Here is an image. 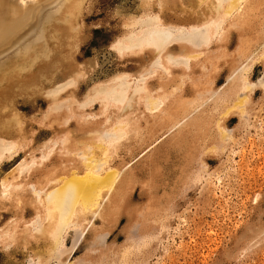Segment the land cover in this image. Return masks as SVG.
<instances>
[{
  "label": "rangeland",
  "instance_id": "1",
  "mask_svg": "<svg viewBox=\"0 0 264 264\" xmlns=\"http://www.w3.org/2000/svg\"><path fill=\"white\" fill-rule=\"evenodd\" d=\"M59 1L61 0H50V2L47 0L43 4L37 5L32 17L34 21L31 20L32 24L29 21L30 26L26 27L24 31L18 32L19 35L16 34L17 37L8 41L6 46H0V66L8 67L3 69L4 73L6 71L4 76L0 74V113L14 110L21 115L20 121L23 123L25 139L26 141L30 140L28 146L39 145L45 138L56 136L67 129L73 132L69 153H60V146L56 145L50 155V161L32 171L31 175L29 174L27 177L13 178L26 185L27 183L39 184L43 182V174L55 165L57 168H55L56 171L52 177L61 173L64 166L66 169L78 166L79 160L75 154L77 146L74 142L80 137H85L84 133H81L87 130L89 125H103L104 115H111L114 119L117 112L104 111L101 113L99 106L93 105L84 112L85 114H96L95 117L91 114L92 118L90 119L85 118L86 125L81 124L83 120L77 121L80 117L77 115L67 123V126H64L61 125L63 116L57 118L53 116V112L50 113L51 115L48 113L47 116H44L49 102L43 94V90L49 87V83L44 84L45 89L39 85L36 90L28 94L21 93L19 83L16 85L14 82L20 80L23 73L28 74L30 68L35 69V72L41 71L44 65L55 58L56 53L58 59L64 60L63 64L72 62L74 67L78 68V63H82L85 72L89 74L88 76L94 77L91 79L93 81L96 77L103 79L104 75L117 70L136 72L143 63V60L141 62L134 58L121 60L113 53L110 55L108 50V43L121 34L122 24L127 14H136L142 11L143 6L139 0H79V12L74 24L75 27L78 26L77 32L70 35V40L63 41V39L65 40L64 29L60 27L57 32L56 30L51 33L49 31L47 35L49 43H54L53 46L49 44L53 48L50 54L44 56L41 54L42 51L39 53L38 49L41 44L38 42L35 45L40 46L35 48L37 59L24 55L23 51L26 52L28 49L29 38L31 37L30 41H33L34 33L37 31L34 28H37L41 22L38 19H41L43 12L46 13L47 10L48 13L52 10L50 13L52 15L57 13L62 6H59L62 3ZM175 2L181 6L178 0L170 1L169 5L166 4L167 9L163 11V15L175 16L180 13L175 10ZM256 2H259L260 5L255 6ZM254 3V10H250L252 13L250 16L253 18L250 17L246 31H242L236 23L233 26H228V51L235 48L240 33L248 36L249 46L264 39V0H254ZM150 5L153 9H158L154 3ZM200 8L203 9L204 5ZM54 9L59 10L53 12ZM48 13L46 15L49 16ZM54 23L57 24V22H51L55 28ZM33 29L34 33L31 32ZM28 32H31V36L28 35ZM36 33L39 35H35L40 37L39 31ZM24 37L25 39H23ZM21 40L23 43L27 41V44L22 45ZM54 41H57L56 45ZM219 43L217 42V44ZM225 43L227 42L224 41L222 45ZM214 45L212 47H215ZM22 46H27V49ZM18 54L19 56H17ZM13 59L17 63L31 61L30 65L34 66H25L22 62V68H25L22 69V72H17L18 70L14 69L10 71L14 64H10ZM101 60L102 62H100ZM201 62L202 59L199 63L191 64L192 71L188 74L185 83L187 90L193 88L194 82L201 84L206 78L204 73L208 69L202 71L199 66ZM228 62H230L229 56L219 58L216 71L211 73L216 78L218 77V84L227 74ZM62 65L60 68H55V73L60 77L62 75L64 77L65 66ZM263 68V65H256L251 74L252 78H257ZM101 69L104 70L103 74H101ZM179 72L181 71H177V74ZM32 75L28 74L30 77ZM43 75V72L40 73V77L45 79L46 77ZM97 78L96 80H98ZM91 80H89L90 82L88 79L79 81L78 88H76L78 96L86 91L84 89L92 83ZM148 80L152 81L153 85L158 83L156 76L150 77ZM62 93L64 94V91ZM170 95L167 96L163 106L152 114L146 113L145 110L143 111V107L139 106H136L134 110L136 114L142 112L141 119L139 116L136 117L141 122L140 130L149 128L154 139L174 127L179 119L191 113L193 109L197 108L199 111L197 110L195 115L187 120L188 122L185 121L182 127L160 139L141 156H139L140 152L153 143L154 139L144 141V143H134V139L129 138L123 141L118 150L115 149L111 152L112 149L109 148V161L112 167L118 170L125 163H131L125 169L128 172L126 173L128 178L126 177V183L122 189L118 192H111L115 197H111V202L104 205L103 218H95V223L91 230L82 237L78 248L76 247L70 254H64V260L67 262L70 261L71 264H264V89L257 90L248 105L243 106L244 108L231 107L228 116H224L230 119V122L224 123L222 120L221 123H218L220 126L223 125L226 137H222L216 130L215 123L217 122H215L214 114L216 115L217 109L207 108L209 110L204 112L202 110L204 106L199 105L201 101L199 98L196 106L193 103L190 104L188 99L193 96L190 90L183 95L185 99L178 105L180 109H177V104L169 99ZM2 106L5 107L3 110ZM230 106L232 105L230 104ZM165 107L168 108L164 109ZM158 112L165 115L163 122L157 116ZM13 118L15 117L13 116ZM203 120L204 122H201ZM144 121L147 122V125ZM130 134L132 133H129V136ZM82 139L91 142L89 139ZM78 146L81 148L80 144ZM125 146L132 147L134 152L132 154L124 152ZM97 150L96 152H99V149ZM16 155L18 156V154ZM17 156L13 161L10 158L0 161L3 173L13 166L18 159ZM110 186L111 184L99 190L97 196L99 202H102L104 197L110 194ZM22 195L19 203H17L14 193L8 199H0V228L7 227L9 224L7 221L10 218L14 220L13 222L16 221L15 224L18 228L15 242L6 249L0 247V264H9L10 262L21 264L36 246H44L42 245L44 243L42 236L31 237L23 229L24 221L33 216L34 210L28 203L30 201L29 194L27 195L26 192ZM72 231L68 228L65 231L66 236L64 233L65 243L68 247L77 236ZM97 235L104 237L100 243L96 242L92 245L91 242Z\"/></svg>",
  "mask_w": 264,
  "mask_h": 264
},
{
  "label": "bare ground",
  "instance_id": "2",
  "mask_svg": "<svg viewBox=\"0 0 264 264\" xmlns=\"http://www.w3.org/2000/svg\"><path fill=\"white\" fill-rule=\"evenodd\" d=\"M45 1L47 0H0L1 47L2 45L3 47L6 46L8 41L13 40L19 35L17 34L18 32L24 31L26 27L32 24L31 20L36 11L35 7L39 4H43ZM48 1L50 2V0ZM139 1H141L143 6L142 11L136 14H127L122 24L121 34L117 35L108 43L110 55L113 53V55L121 60L127 58H134L141 62L143 60L142 65L139 66L136 72L117 70L104 75L103 79L95 76L98 80L95 78L93 81L91 79H94V77L88 76L89 74L85 72L82 63H78L79 65L77 64L78 68H76V66L74 67L72 62L63 64L64 60L62 58L58 59V55L55 51L54 54H56L55 58H52L53 61L51 60V62L49 61L44 65L41 71L35 72V69L33 70L30 68L28 69V74H33L31 77L23 73L19 78L20 80L14 78L17 80L14 83H16V85L19 83L22 90L21 93L30 94L36 90L39 85H41L42 89H45L46 87L44 84L49 83V87L43 90V94L47 97L49 102V106H47L48 109L44 112V116H47L48 113L51 115V112H53V116L57 118L63 116L61 125L64 126H67V123L77 115L80 116L77 121L83 120L81 124L86 125L87 122L85 118L90 119L93 114H85L84 112H86L88 108L93 107V105H98L101 113L104 111L117 112L114 119H112L111 115H104L103 125H89L90 127L81 133H84L83 136L85 137H80L79 140L74 142L75 146H77L75 154L77 155L76 158L79 160L78 166L67 169L66 166H64L61 173L52 177L56 171L55 168H57L55 165L43 174V182L39 184L27 183V185L22 184L21 181H15L13 178L17 176L27 177L29 174L31 175L32 171L42 167L45 162L50 161V155L52 151H54L53 149L56 145L60 146V153H69L73 132L72 130L68 131V129L67 131L64 130V132L56 136L45 138L39 145L29 147L28 144H30V140L26 141L25 139L26 136L23 130V123L20 121L21 115L14 110L7 113H0V161L8 158L13 161L17 156L16 154H18V159L5 173L1 170L2 165L0 163V175H2V177H0V199H8L12 193H14L18 201L17 203H19L23 196L22 193L27 192L30 199L28 203L32 205L34 214L29 220L24 221L23 229L31 237L34 236L36 238V236H42L44 240L42 244L44 246H36L37 248L35 247L21 264H71L70 261L67 262V260H64V254H70L76 249L82 237H84L86 232L91 230L95 223V218H103L104 205L111 202V197H115L111 192H118L126 183V173L128 172H126L125 169L131 163H125V165L118 170L112 167L109 161V148L112 149L111 152L115 149L118 150L123 141L129 138H131V140L134 139V143H144V141L155 138L151 136L149 128H141L140 130L141 122L136 117L142 116V112L137 114L134 113L136 106L140 108L143 107V111L145 110L146 113L152 114L163 106L168 95L171 94L169 99L174 101L178 106L182 103V100L184 101L185 99L183 95L190 90L193 96L191 99L186 98L190 104L193 103L194 106H196L199 98L201 99L199 105L202 104L204 106H202L204 112H207L210 108L217 109L216 115L214 114L215 122H217L215 123L216 130L224 137L226 134L224 127L223 125L220 126L218 123H221L222 120L224 123L230 122V119L227 117L226 119L224 116L230 113L231 107L240 106L241 109L244 108L243 106L248 105V102L253 98L257 90L264 89V68L257 78L253 79L251 76L256 65H263L264 67V39L259 42L257 41V44L249 46L248 41L250 39L247 41L248 36L240 33L235 48L231 51L227 49L229 37L228 26H233L236 23L242 31H246L249 19L252 17L250 16V14H252L250 10L254 8V0H178L181 6L175 2V10L180 13L174 14L175 16L163 15V11L167 9L166 4L169 5L170 1L173 2L177 0ZM59 2H62L59 4V6L62 5L60 10H53V12L59 10L57 13L55 12L52 15L50 14L52 10L48 13L46 9L47 12H43L42 18L38 19L41 22L39 21V26L34 28L37 31H35V33L34 29L31 31L34 33L33 41H30V37L29 41L26 39L28 44L24 42L27 44L28 47H26L28 49L22 46V48L27 49L26 52L23 51L24 55H28V57L31 58L36 57L37 59L35 48L40 46V49H38L39 53L42 51L41 54L44 56L50 54V51L53 50L51 46H53L54 43H49L47 37L49 31L50 33L54 30L57 32V29L62 27L65 36V40L63 39L64 42H68V40H70V35L77 32L78 26L75 27L74 24L76 23V16H78L79 12V0H61ZM151 3H154L158 9H153L150 5ZM256 3L257 5L255 6H258L259 2ZM202 5H204L203 9L200 8ZM196 7H199V9H196ZM47 13L49 16L46 15ZM260 18H262V16H260ZM29 21L31 24L28 23ZM54 21L57 22V24L54 23L55 28L54 25L51 24V22ZM261 30L260 32L262 34ZM38 31L40 37L35 35L38 34L36 33ZM30 33L28 34L29 36H31ZM258 34L260 33L258 32ZM25 37L23 39H25ZM57 39L58 36L56 40ZM224 41L227 43L222 45ZM38 42L41 45L35 46ZM54 42L56 45L57 41ZM217 42L220 43L217 44ZM24 43L23 40H21V44L23 45ZM49 44L51 46H49ZM213 44H215V47H212ZM205 50L207 51L204 54ZM17 56H19V54ZM224 56L226 58L229 56L230 62L227 63L229 68L223 81L221 80L222 82L218 84V77L216 78V76H213L211 73L216 71L217 60ZM201 59L202 62L199 64L201 70L204 71L208 69L206 73H204L206 74V78H204V80L201 79L203 80L201 84H195L194 82L193 88H188L187 90V85L185 83L187 82L188 74L192 71L191 64L193 62L199 63ZM13 60L10 63H14L10 71L14 69L18 70L17 72H22L23 61L20 62L19 60L20 63H17L16 60L14 62ZM30 62L31 61L23 62V65L28 66ZM100 62H102V60ZM32 65L33 64L30 66ZM61 65L65 66L64 77L62 74L60 77L59 74L55 73V68H60ZM5 68L8 67L5 65L0 66L1 75L6 73V71L5 73L3 72ZM100 71L101 74L104 73V70L102 71L101 69ZM177 71L181 72L177 74ZM42 72L46 77L45 79H43L44 77H40V73L42 74ZM98 73L96 74L98 75ZM27 76L28 78L26 79ZM153 76H156L158 80V83L155 85H153L152 81L150 82L148 80ZM203 77L205 76L203 75ZM87 79L88 81L91 80L92 83L84 89L86 91L78 96L76 94V88H78L77 85L79 81H87ZM63 91L64 94L62 93ZM230 104L232 106H230ZM3 108L5 107L2 106L1 109L3 110ZM167 108L165 107L164 109ZM177 109H180L179 106ZM197 110V108L193 109L191 113L179 119L174 124V127L161 133L159 137L157 136L153 143L140 152L139 156L148 151L150 147L160 141V139L166 137L175 129L182 127L185 121L191 119L195 115ZM211 111L209 112L211 113ZM240 113L242 115V111ZM158 114L157 116H159L160 120L162 119L163 122L165 115L162 112H158ZM95 115L94 113L93 116L95 117ZM13 116L15 118H13ZM141 118L142 117H140V119ZM146 121H144L145 125H147ZM201 122H204V120ZM129 133L132 134L129 136ZM82 138L89 139L91 142L89 143ZM79 144L81 148H79ZM128 144L130 145L131 143L129 142ZM97 149H99V152H96ZM123 151L132 154L134 149L125 146ZM134 158L136 159V157ZM140 173H143V171H140ZM109 184H111L109 190L110 194L105 196L106 198L104 197L102 202H99L97 200L99 190L105 186H109ZM25 185L26 187L24 188ZM112 188L114 189L112 190ZM11 219L12 218L7 221L9 222L7 227L0 228V247L3 249L10 247L16 240L18 228L15 224L16 221L13 222L14 220ZM84 221L85 223H83ZM81 226L82 228H80ZM68 228L77 234V236H75L76 238L71 241L69 247L64 239V233L66 236L65 231ZM102 237L104 236L97 235L91 244L93 245L96 242L100 243ZM67 248H69V250H67ZM94 262L96 261L94 260ZM9 264L13 263L10 262Z\"/></svg>",
  "mask_w": 264,
  "mask_h": 264
}]
</instances>
